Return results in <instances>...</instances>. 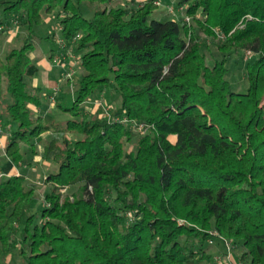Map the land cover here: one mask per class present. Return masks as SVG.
<instances>
[{
	"label": "trees",
	"instance_id": "1",
	"mask_svg": "<svg viewBox=\"0 0 264 264\" xmlns=\"http://www.w3.org/2000/svg\"><path fill=\"white\" fill-rule=\"evenodd\" d=\"M111 1L0 0L17 44L0 56L2 155L50 167L38 194L0 172V264H206L224 240L264 264V0H180L188 21ZM53 13L81 71L69 104V78L49 94L27 81ZM235 52L243 93L226 79ZM45 95L69 117L38 112Z\"/></svg>",
	"mask_w": 264,
	"mask_h": 264
},
{
	"label": "rangeland",
	"instance_id": "2",
	"mask_svg": "<svg viewBox=\"0 0 264 264\" xmlns=\"http://www.w3.org/2000/svg\"><path fill=\"white\" fill-rule=\"evenodd\" d=\"M128 3V0H112L110 2V6L112 7H121L125 6L124 4ZM137 2H142L145 0H135ZM180 0H157V9L151 13L149 16V20L157 19V20H164L168 17H176V18H185L184 10L179 6ZM126 3V4H127ZM185 9V7H184ZM186 19V18H185ZM188 21V20H187ZM14 30H8L7 34L3 35L0 33V56L2 58L5 57L7 51L12 47L16 46L17 44H13L15 42L14 38ZM34 33L39 37L35 48L33 51L29 53L31 61L38 67V72L27 78V81L32 84L37 82V86L40 87L43 91L46 92V88L43 86L42 83V70H45V62L48 63L47 65V73L49 74V78L53 81L58 83V87L64 83L66 78H69L70 85L68 89V97L67 100L68 104L70 103V99L73 98L74 90L77 88V83L80 78L81 71L76 66V59L71 51L68 48L64 53L60 49V32L58 27V17L55 13L50 15H44L43 22L34 28ZM202 37L208 39L209 48L206 50L208 55V63L211 62L210 54L214 52V45L210 42L212 41L211 38L201 34ZM249 57V53L246 52L240 58V53L235 52L233 56H230L228 59V67L230 68L229 74L226 76V79L231 84V87L234 91L243 93L247 89V81L244 76V72L240 69L245 64L246 59ZM220 58V56H219ZM222 58V56H221ZM220 58V59H221ZM252 60V58H251ZM234 63L239 66H234ZM69 75V76H67ZM43 94L41 93V97ZM107 98H103L105 101ZM49 100V99H48ZM263 110H264V96L261 103ZM51 111L57 115V119L64 120L69 116L64 114L62 111L60 112L59 109H55L54 107L51 108ZM39 147V146H38ZM40 156V155H39ZM39 156H37L32 162L30 166H21L14 170V173H17L20 170L21 173L25 174V176L33 182H37L38 184L42 179H44L45 175L50 171V167L40 161ZM37 160V161H36ZM11 163L2 155V147L0 145V172L8 173L10 170ZM8 169V171H7ZM3 171V172H2ZM40 185V184H39ZM37 191L38 193H42L43 187H41ZM40 195V194H39ZM36 201V200H35ZM38 202V201H36ZM41 204V203H39ZM216 248L218 246H215ZM210 247H208V252L211 253ZM212 254V253H211Z\"/></svg>",
	"mask_w": 264,
	"mask_h": 264
},
{
	"label": "crops",
	"instance_id": "3",
	"mask_svg": "<svg viewBox=\"0 0 264 264\" xmlns=\"http://www.w3.org/2000/svg\"><path fill=\"white\" fill-rule=\"evenodd\" d=\"M48 63L45 62V70H42V83H43V86L46 88V93L49 94V93H53L57 88H58V83H56L55 81H53L51 78H49V74L47 73L46 69L48 68L47 67ZM33 85H37V82H34ZM49 98L46 97V95L42 98V106H41V109H37V111L39 112L40 110L42 109H47V110H51V108L53 107L52 104H50ZM35 110V109H34ZM5 143V137H2L0 139V145L1 147H3ZM16 169V167H10V170L8 171V174H12L14 173V170ZM215 246H218V245H213L211 246L210 248V251L211 253L209 252V255L211 256V260L210 261H214L215 258H221L222 259V262L221 264H240V261L238 259V257L233 253L232 255V258L228 261H226V259L224 258V248L223 247H220L218 246L217 248Z\"/></svg>",
	"mask_w": 264,
	"mask_h": 264
},
{
	"label": "built area",
	"instance_id": "4",
	"mask_svg": "<svg viewBox=\"0 0 264 264\" xmlns=\"http://www.w3.org/2000/svg\"><path fill=\"white\" fill-rule=\"evenodd\" d=\"M185 20L187 21L188 19L186 18ZM61 47H64V44H62ZM67 76H69V75H67ZM51 100H53L52 97H51ZM102 104H103V101L99 99V100L94 102V107L96 108L98 106H102ZM102 109H103L102 115L107 116L108 115V107L103 106ZM138 127L142 128V125H139ZM209 243L211 244L212 241H209ZM224 246H225L224 258L226 259V261H228L232 258V246H231L230 242H228L227 240H224ZM221 262H222L221 258H215L214 261H209L206 264H221Z\"/></svg>",
	"mask_w": 264,
	"mask_h": 264
}]
</instances>
